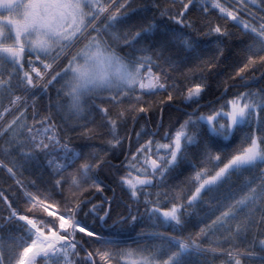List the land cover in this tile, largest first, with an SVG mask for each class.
<instances>
[{
    "label": "snow or ice",
    "instance_id": "6c2138e0",
    "mask_svg": "<svg viewBox=\"0 0 264 264\" xmlns=\"http://www.w3.org/2000/svg\"><path fill=\"white\" fill-rule=\"evenodd\" d=\"M133 3L0 0V264H264V0ZM81 56L123 82L41 112Z\"/></svg>",
    "mask_w": 264,
    "mask_h": 264
},
{
    "label": "trees",
    "instance_id": "16d2710c",
    "mask_svg": "<svg viewBox=\"0 0 264 264\" xmlns=\"http://www.w3.org/2000/svg\"><path fill=\"white\" fill-rule=\"evenodd\" d=\"M161 2H164V0H161ZM167 2H171V0H167ZM145 3V0H134V3H133V7H136L137 4H143ZM198 39H207L205 37H198ZM114 47H117V50L118 51H123V52H127L129 51V49H122L120 47H118L117 45H113ZM236 51V49H234V52ZM208 56H211L212 53L211 52H208L207 53ZM232 62V59L231 58H228L224 61H221L220 63V69H223V71L220 72L219 76L217 77L218 80H224L226 79V74L228 72L231 71L230 68L227 67V65L231 64ZM64 66V65H63ZM63 66H61V68H63ZM60 69H58L57 71H59ZM70 79H71V74L70 73H65L62 77V80H61V85H62V88H63V92L60 94V96H57V89L60 87V84H56L51 90H49V92L45 95H43V98L41 99L38 95V98H37V102H41V104H38L36 103V107L41 111V112H46V111H49L50 110V104H56L57 102H62L63 105L65 106V108L67 110H71L72 108V99H71V96H70V92H69V85H70ZM215 84V81L213 82ZM253 87H256L255 85ZM110 88H104L103 90H94V91H91L90 93H88L87 95H85L81 101V105L82 106H85L87 105L89 99L93 96H96V95H101V94H104L105 96H107V92L109 91ZM158 96L160 94H157ZM146 99H152V97H146ZM97 104H100L101 101L100 100H96L95 101ZM127 103V102H126ZM109 107H112L113 108V111L116 110V106H112V105H107ZM29 112H31V109H29ZM168 112H172V115L173 117H175V115H177V113L174 112L173 109H167L165 110V116H164V119H165V125L167 126V123H168V119H167V113ZM37 119L39 120L40 117H37ZM28 120H29V123H31V116L29 115L28 117ZM57 122L59 123L60 121L57 119ZM143 124V118L140 119V122L139 124H133L132 123V120H131V117H129V120H128V134H129V137L132 139V140H135V131L139 130L140 128V125ZM89 127H93L92 125H89ZM82 130L81 129H77L76 133H69V136L71 138V141H72V146L73 147H77L79 144L82 143L78 133L81 132ZM122 134L123 133V130H122ZM105 139H107L106 137H97L96 140L93 142V148L94 149H99L102 145V143L105 141ZM127 143V141H126ZM77 150H78V147H77ZM107 149H105L106 151ZM2 207V206H0ZM142 227V226H140ZM140 227H138L137 231H140ZM162 231L164 229H161ZM170 230V229H169ZM132 236H135L136 233H132L131 234Z\"/></svg>",
    "mask_w": 264,
    "mask_h": 264
},
{
    "label": "clouds",
    "instance_id": "9594fccd",
    "mask_svg": "<svg viewBox=\"0 0 264 264\" xmlns=\"http://www.w3.org/2000/svg\"><path fill=\"white\" fill-rule=\"evenodd\" d=\"M125 61H98L88 56H84L82 62L77 63L73 72L78 81V91H85L89 88L105 87L111 83H122V77L127 70Z\"/></svg>",
    "mask_w": 264,
    "mask_h": 264
},
{
    "label": "rangeland",
    "instance_id": "374dc122",
    "mask_svg": "<svg viewBox=\"0 0 264 264\" xmlns=\"http://www.w3.org/2000/svg\"><path fill=\"white\" fill-rule=\"evenodd\" d=\"M102 54H103V53H102ZM83 59H84V56H81V57L79 58V60H78L77 63L82 62ZM37 66H38V65H37ZM69 70H71V69H69ZM71 71H72V70H71ZM72 72H74V71H72ZM75 80H76V78H75ZM77 82H78V81H76V83H77ZM112 84L119 85L118 83H112ZM96 88H99V87H96ZM90 89H92V88H89L88 90H90ZM78 92L83 93L84 91H78Z\"/></svg>",
    "mask_w": 264,
    "mask_h": 264
}]
</instances>
